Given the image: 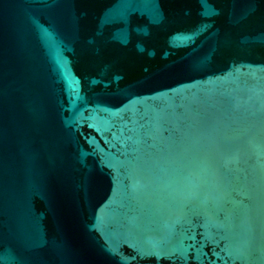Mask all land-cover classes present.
<instances>
[{"label": "water", "instance_id": "obj_1", "mask_svg": "<svg viewBox=\"0 0 264 264\" xmlns=\"http://www.w3.org/2000/svg\"><path fill=\"white\" fill-rule=\"evenodd\" d=\"M0 264H264V0H0Z\"/></svg>", "mask_w": 264, "mask_h": 264}]
</instances>
